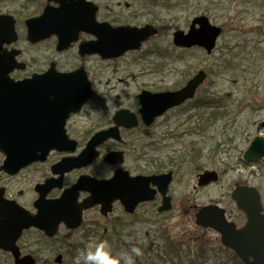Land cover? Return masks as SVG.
<instances>
[{"label":"rangeland","instance_id":"374dc122","mask_svg":"<svg viewBox=\"0 0 264 264\" xmlns=\"http://www.w3.org/2000/svg\"><path fill=\"white\" fill-rule=\"evenodd\" d=\"M120 1L131 4L132 25L151 23L159 28V34L138 52L111 61L93 59L90 80L97 97L86 114L108 110L111 115L122 108L133 110L135 97L142 90L179 89L199 70L208 74L202 90L232 97L230 111L223 121L209 125L205 132H199L204 125L195 128L193 123L198 122L194 116L206 110L171 112L151 130V137L142 141L140 151L147 164L151 159L166 162L174 155L185 156L171 187L170 212L160 215L153 205H143L133 216L122 219L127 227L121 233L117 230L119 234L109 230L108 221L97 216L95 222L106 228V235L97 234L99 229L90 233L87 240L89 233L84 229L70 238L62 231L58 238L47 242L49 263L56 264L58 254H63L62 264L83 259L84 252L79 249L82 244L88 251L102 246L104 254L99 260L103 264H240L224 249L218 233L195 224L194 215L202 206L218 204L226 210L229 220L243 219L231 193L238 183L248 182V178L253 183L249 174L254 168L242 165L241 159L251 140L260 133L264 135L259 129L264 120V0ZM25 3L26 0H0V9L2 13L16 14L23 22L34 9L32 5L24 9ZM200 15L224 30L215 51L210 56L197 49L188 53L175 51L174 31H187L192 19ZM49 47L50 43H43L34 48L26 42L25 35L19 44L27 63L33 54L45 55ZM156 48L174 55L161 58L152 53ZM224 59L234 62L226 65L229 69L223 68ZM160 65L164 68L158 72L155 68ZM190 116L194 117L192 121ZM193 147L201 153H190ZM262 164L264 167V160ZM205 170L216 171L219 181L198 187L197 175ZM166 244L170 249L172 245H182V254L177 255L173 249L167 252Z\"/></svg>","mask_w":264,"mask_h":264},{"label":"water","instance_id":"95a60500","mask_svg":"<svg viewBox=\"0 0 264 264\" xmlns=\"http://www.w3.org/2000/svg\"><path fill=\"white\" fill-rule=\"evenodd\" d=\"M78 2L74 13L71 12L70 5L61 3L62 5L58 9H47L42 16L28 20L26 22L28 41L37 43L56 35L59 37L57 48L62 51L77 39L78 32L71 35L67 33L66 30L69 27L78 26L79 30L92 33L93 27L97 28L94 17L85 15L87 5L82 0ZM14 24L15 21L12 17L0 16V102L6 101L11 106L25 108L27 112L30 111V116L35 107H42L44 121L59 124L58 129L61 131V136L56 132L58 136L36 137V142L45 139L52 141L53 147L58 151L73 150L74 146H69L71 142L66 135L65 124L73 114H78L86 102L93 97L88 76L83 69H80L68 74L50 71L18 82L11 79V73L16 69L23 70L25 67L24 63H18L16 60L20 54L19 50L8 51L4 48L18 39ZM99 31L98 41L84 44L81 50L82 54L84 52L90 55L98 54L104 59L119 58L129 51L140 49L142 43L156 33L155 28L151 25L143 28L119 27L114 29L109 25L100 24ZM221 32L220 28L210 24L207 17L202 16L193 21L188 33L175 32L173 43L175 46L183 48L202 47L208 54H211ZM206 77V73L200 71L179 91L165 93L143 91L139 94L137 96L140 105L139 113L145 124L151 125L156 118L168 110L193 99ZM55 108L59 111L58 119L50 118L54 115ZM114 122L116 124L114 128L94 137L80 158L64 160L60 165L77 167V163L84 160L82 158L85 156L94 159L98 155L96 152L98 145L108 138L119 139L116 134L119 127H134L137 125V118L134 113L128 110H120L116 113ZM4 124L6 123H0L1 133ZM66 144L68 146L65 148ZM119 156L121 153H112L106 157V160L114 163ZM9 157L12 159L14 155L11 153ZM262 158H264V137L257 136L245 151L243 159L246 162H252ZM124 175L123 184L117 182L116 194L110 192L109 182H96L91 190L92 197L87 203L80 206L76 204L77 193L81 189L80 185L66 191L58 204L56 202L52 204L51 213L46 217V221H49L46 225L41 223L42 220H45L44 216L32 219L14 218V220H9V224L7 220H0V248L12 252L16 264H35L31 257L19 258L15 242L23 229L36 226L43 229L49 237H53L57 233L60 223H65L71 229H77L81 225V214L84 209L101 205L102 213L106 214L110 211L111 203L114 200H120L126 211L132 213L139 203L155 199L157 191L150 188L151 183L163 196L159 212L171 209V198L167 196L171 174L135 178H131L128 173ZM198 178L199 187L216 183L219 180L215 171H205ZM232 200L247 217L244 227L238 229L234 223L228 222L225 210L214 204L200 208L195 214V223L202 228H210L219 233L222 244L235 252L245 264H264V215L262 214L260 195L255 188L237 187L232 192ZM61 261L62 256H59L57 263H61Z\"/></svg>","mask_w":264,"mask_h":264},{"label":"flooded vegetation","instance_id":"af4514ba","mask_svg":"<svg viewBox=\"0 0 264 264\" xmlns=\"http://www.w3.org/2000/svg\"><path fill=\"white\" fill-rule=\"evenodd\" d=\"M78 1L26 0L23 8L25 9L29 5H32L34 9L23 22H21L20 18L18 19L16 14L2 13L0 9V16L8 15L14 19V27L18 36L15 43L6 45L4 48L8 51L14 49L21 50V54L16 60L18 63H25L23 70H15L11 73L10 77L13 80L18 81L30 78L35 74H45L50 71L71 73L79 69H83L91 77V63L94 58L100 59V56L98 54L90 55L85 52L82 54L81 50L84 44L98 41L99 24H106L112 28L132 25L131 14L129 13L131 9L130 3L121 2L120 0L118 2L115 0H82L87 5L84 14L92 15L97 24V28L93 27L92 33L79 30L78 26L69 27L66 30L67 33L71 35L78 32L77 39L64 51L58 50L59 37L56 35H52L37 44H32L28 41V28L26 25L28 20L42 16L47 9H58L62 5L61 3L70 5L71 12H73L77 3H79ZM22 35H25L26 42L34 46V48L43 43H50V47L46 50L45 55L38 56L37 54H33L29 63H27L24 60V51L19 48ZM96 97L97 95L95 94L94 98L82 108L79 114L72 115L66 121V135L71 142L69 146H74L73 150L69 151H58L53 147L52 141H46L45 139L36 142V137H56L58 136L56 132L61 136V131L58 129L59 124L44 121V109L42 107H35L30 116V111L27 112L25 108L17 107L16 105L11 106L6 101L0 102V123H6L2 125V133L0 132V220H7L9 224V220H14V218L32 219L44 216L45 220H42L41 223L46 225L49 222L46 221V217L51 213L52 204L55 202L58 204V201L66 191L76 185H80L81 189L78 191L76 198V204L80 206L87 203L92 197L91 190H93L94 183L96 182L108 181L110 192L116 194L117 182L123 184L125 173H129L133 177L171 174L169 195L173 203L171 187L174 184L175 177H177L176 169L178 166H175L177 164L176 159L169 157L167 158L168 161L163 162L160 158H156L149 160L147 164V160H143L144 155L140 149L142 141L149 138L152 133L151 130L156 124L178 109L169 110L162 118L157 119L151 126H147L138 113L139 105L136 101L132 110L137 114L138 123L136 126H120L118 132H116L119 140L108 138L98 145V157L90 159L89 156H85L82 158L84 160L77 163V167L60 165L64 160L80 158L97 134L115 127L113 121L115 112L111 115L107 114L108 110L102 113L97 112L95 115L86 114L90 104ZM96 110L98 109L94 111L96 112ZM53 113L54 115L50 118L58 119L59 111L57 108L53 110ZM67 146L68 144L64 147L66 148ZM46 151L48 152L45 153ZM11 153L14 155L12 159L9 157ZM112 153H122V155L117 157L114 163H108L105 157ZM262 165L259 161L250 164L254 168L253 172L249 174L250 178H253V183L248 178V182L238 183L236 186H251L256 188L261 195L262 212L264 213V168L261 167ZM254 182L257 184H254ZM151 186V189L155 188L154 185L151 184ZM162 199V195L157 193L153 202L138 204L134 214L143 205H153V208L158 212ZM110 209L109 215L103 216L101 214V205L88 207L82 211V225L80 229L71 231L65 227L64 223H61L58 234L66 231V237L70 238L73 233L82 229H84V232L89 233V235L94 234L99 229L107 234L106 228H102L99 222H95L97 216L108 221L109 230L121 233L123 231L122 228L127 227L122 219L134 214H129L120 200H114L111 203ZM242 216V221L238 222L240 225L246 223V217L243 213ZM50 241L42 230L29 227L22 231L21 237L16 244L21 250L22 257L32 255L39 260L38 256H43V258H40L43 263L38 262L37 264H49L51 255L46 246L47 242ZM233 260L241 264L234 256ZM0 261L4 264H15L13 254L4 250H0Z\"/></svg>","mask_w":264,"mask_h":264},{"label":"trees","instance_id":"16d2710c","mask_svg":"<svg viewBox=\"0 0 264 264\" xmlns=\"http://www.w3.org/2000/svg\"><path fill=\"white\" fill-rule=\"evenodd\" d=\"M157 52L159 55L162 56H166L167 55V51H162L161 49H157ZM234 61V60H233ZM234 62H232V60L230 59L229 61L224 59L222 60V64H223V68H228V66L232 65ZM228 65V66H226ZM232 101V97L230 95H221L218 93H214L211 92L210 94H208L207 92H202L199 94V96H197L196 101L191 103L189 106L191 108H209L211 110V120L209 117H202L201 120L203 121V123L205 124L206 122H215V120L218 119V117H223L224 112H222L220 110V107L224 106L226 104V108H224L226 110L225 113H228L229 110V106H230V102ZM195 153H198V151L195 150ZM167 246V252H171L172 249L174 250V252L179 255L182 254L183 251V247L182 245L179 246H175L172 245V249L168 248V244H166ZM99 255H103V252L101 249H99L98 251ZM85 256H87V254H85ZM75 264H102L101 261L99 260L98 256H90L87 258L86 261H82V262H77Z\"/></svg>","mask_w":264,"mask_h":264}]
</instances>
